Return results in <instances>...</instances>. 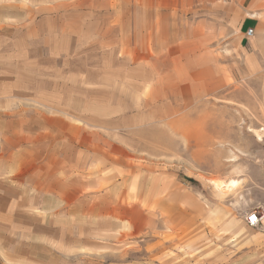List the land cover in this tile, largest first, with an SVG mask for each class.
I'll return each instance as SVG.
<instances>
[{
	"label": "rangeland",
	"instance_id": "rangeland-1",
	"mask_svg": "<svg viewBox=\"0 0 264 264\" xmlns=\"http://www.w3.org/2000/svg\"><path fill=\"white\" fill-rule=\"evenodd\" d=\"M253 129L264 0H0V264H264Z\"/></svg>",
	"mask_w": 264,
	"mask_h": 264
},
{
	"label": "bare ground",
	"instance_id": "bare-ground-1",
	"mask_svg": "<svg viewBox=\"0 0 264 264\" xmlns=\"http://www.w3.org/2000/svg\"><path fill=\"white\" fill-rule=\"evenodd\" d=\"M252 132L255 134V136L258 137L259 141H264V129H253ZM211 183L214 185L215 189L221 194H227V192L234 190L239 185L238 181L234 179L228 180L227 182L211 180Z\"/></svg>",
	"mask_w": 264,
	"mask_h": 264
},
{
	"label": "built area",
	"instance_id": "built-area-1",
	"mask_svg": "<svg viewBox=\"0 0 264 264\" xmlns=\"http://www.w3.org/2000/svg\"><path fill=\"white\" fill-rule=\"evenodd\" d=\"M247 37L248 38H253L254 35H255V30L254 28L253 29H250L248 32H247ZM262 220V216L259 214V213H256L254 212L253 214L250 215V217L248 218L247 220V224L249 225V227L251 228H255V227H258L260 222Z\"/></svg>",
	"mask_w": 264,
	"mask_h": 264
},
{
	"label": "crops",
	"instance_id": "crops-1",
	"mask_svg": "<svg viewBox=\"0 0 264 264\" xmlns=\"http://www.w3.org/2000/svg\"><path fill=\"white\" fill-rule=\"evenodd\" d=\"M254 15H258L259 16V14H253V16L252 17H255ZM253 25V22H250L249 23V27H251ZM255 30V29H254ZM255 33H256V30H255ZM262 37H260L259 36V38L257 39V42L261 39ZM262 40V39H261Z\"/></svg>",
	"mask_w": 264,
	"mask_h": 264
}]
</instances>
